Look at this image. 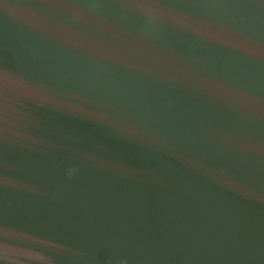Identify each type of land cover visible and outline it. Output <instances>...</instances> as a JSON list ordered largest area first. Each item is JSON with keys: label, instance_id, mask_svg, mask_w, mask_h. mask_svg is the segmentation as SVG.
I'll return each instance as SVG.
<instances>
[{"label": "water", "instance_id": "obj_1", "mask_svg": "<svg viewBox=\"0 0 264 264\" xmlns=\"http://www.w3.org/2000/svg\"><path fill=\"white\" fill-rule=\"evenodd\" d=\"M0 264H264V0H0Z\"/></svg>", "mask_w": 264, "mask_h": 264}]
</instances>
